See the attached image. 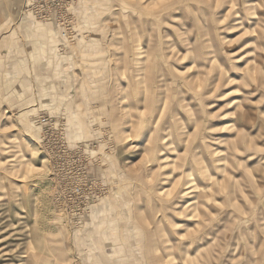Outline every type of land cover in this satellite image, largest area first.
I'll return each instance as SVG.
<instances>
[{
	"label": "rangeland",
	"instance_id": "obj_1",
	"mask_svg": "<svg viewBox=\"0 0 264 264\" xmlns=\"http://www.w3.org/2000/svg\"><path fill=\"white\" fill-rule=\"evenodd\" d=\"M130 1L0 0V264H264V0Z\"/></svg>",
	"mask_w": 264,
	"mask_h": 264
},
{
	"label": "crops",
	"instance_id": "obj_2",
	"mask_svg": "<svg viewBox=\"0 0 264 264\" xmlns=\"http://www.w3.org/2000/svg\"><path fill=\"white\" fill-rule=\"evenodd\" d=\"M123 1L125 2V0H117V4L121 5V3ZM145 1H147L148 3H144ZM185 1L186 0H171V3H168L166 5L167 7H165V6L164 7H160L158 9V12L166 11L167 9H169V6L174 8L176 5L181 4V3L185 2ZM188 1H190V0H187V2ZM200 1H203L206 4L207 0H200ZM148 4H151L150 0H135L134 2L130 1V4H128V6L129 7H134L137 10H144V7L148 6ZM188 4H189V2H188ZM114 11H119V8L115 6ZM115 14H117V13L115 12ZM173 205H175V204H173Z\"/></svg>",
	"mask_w": 264,
	"mask_h": 264
},
{
	"label": "bare ground",
	"instance_id": "obj_3",
	"mask_svg": "<svg viewBox=\"0 0 264 264\" xmlns=\"http://www.w3.org/2000/svg\"><path fill=\"white\" fill-rule=\"evenodd\" d=\"M144 3H148V2L145 1ZM199 173H200V175H201V174L206 175L205 172H199ZM193 186H194V184H192L191 182L187 184V191H188L187 193H190V192H193V191H194V187H193ZM170 189H171V188H170ZM170 189H165V190H163L164 194H167V193L169 192ZM184 194H186V193L184 192ZM166 203H167V200L163 203V205H164V206H167V205L169 204V202H168L167 204H166ZM170 205H171V204H170ZM185 207H189V208H195V209H197V208H199V203H197L196 200H194V201L190 202L189 204H186ZM156 247H157V246H156ZM158 248H159V249L156 248L155 250H157V251H159V250L162 251V250H163V249L160 248V246H158ZM162 248H163V247H162ZM169 248H172V247L170 246ZM167 249H168V248L166 247L165 250H167ZM155 258H156V257H155ZM156 259H157V258H156ZM157 260H158V259H157Z\"/></svg>",
	"mask_w": 264,
	"mask_h": 264
}]
</instances>
